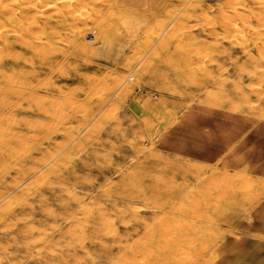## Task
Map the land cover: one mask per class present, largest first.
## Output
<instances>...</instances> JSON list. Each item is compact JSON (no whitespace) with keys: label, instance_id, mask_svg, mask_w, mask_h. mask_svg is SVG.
<instances>
[{"label":"rangeland","instance_id":"1","mask_svg":"<svg viewBox=\"0 0 264 264\" xmlns=\"http://www.w3.org/2000/svg\"><path fill=\"white\" fill-rule=\"evenodd\" d=\"M54 1L0 0V264H264V0Z\"/></svg>","mask_w":264,"mask_h":264},{"label":"bare ground","instance_id":"2","mask_svg":"<svg viewBox=\"0 0 264 264\" xmlns=\"http://www.w3.org/2000/svg\"><path fill=\"white\" fill-rule=\"evenodd\" d=\"M25 1H27L28 3H30V4H34L35 6H38V4L36 5L35 4V2H37V1H39V3H40V0H25ZM50 1V0H49ZM48 0H47V3L49 2ZM54 0H51V2L50 3H52ZM56 1V0H55ZM54 1V2H55ZM62 1V0H61ZM64 1H66V0H64ZM139 1V0H138ZM41 2H42V0H41ZM63 2V1H62ZM0 3H2V2H0ZM46 3V2H45ZM67 3V2H66ZM239 3H241V2H239ZM244 3V2H243ZM40 5V4H39ZM54 6H56V5H54ZM52 7V6H51ZM70 6H68V8H69ZM78 7V6H77ZM40 8V7H39ZM48 8H50V7H48ZM73 8V7H72ZM79 8V7H78ZM7 9V8H6ZM45 9V8H44ZM59 9V8H58ZM70 10H72V9H70ZM36 11V10H35ZM75 11V10H74ZM73 11V12H74ZM15 12V11H14ZM84 12H86V11H84ZM37 13H39L38 11H37ZM41 13V12H40ZM78 14V13H77ZM227 14V13H226ZM81 15V14H80ZM264 16V15H263ZM230 19V18H229ZM228 19V20H229ZM85 20V19H84ZM93 20V19H92ZM233 20V19H232ZM214 21V20H213ZM262 21V20H261ZM36 22V21H35ZM215 22V21H214ZM222 22V21H221ZM231 22V21H230ZM243 22V21H242ZM226 23H228V22H226ZM232 23H233V21H232ZM264 24V23H263ZM85 25V24H84ZM161 25V24H160ZM39 26V25H38ZM41 26V25H40ZM89 26V25H88ZM224 26H225V24H224ZM193 27V26H192ZM80 28V27H79ZM166 28V27H165ZM189 28V27H188ZM229 28V27H228ZM213 29V28H212ZM231 29V28H230ZM232 29H235V28H232ZM27 31L25 32V33H23L22 35H21V38H20V42L23 44V45H25L27 48H29V49H35V50H38L39 48H40V46L42 45V43H41V41H40V39L42 40V38H38L39 40H38V42H33V39L30 37V33H31V30H28V29H26ZM236 30H238V29H236ZM33 32V31H32ZM228 32V31H227ZM39 33V32H38ZM35 33H33V35H34ZM2 34H0V45H3V46H8V45H10L11 43L9 42V39H8V37L7 36H1ZM37 35V34H36ZM226 35V34H225ZM227 37V36H226ZM228 38V37H227ZM37 40V39H36ZM43 41V40H42ZM180 43H182V42H180ZM21 44V45H22ZM264 50V49H263ZM15 52V51H14ZM8 53V52H7ZM35 53V52H34ZM34 55V54H33ZM16 57V56H15ZM203 57V56H202ZM206 58V57H205ZM15 59V58H14ZM55 59V58H54ZM57 60V59H56ZM200 60V59H199ZM28 61V60H27ZM47 62V61H46ZM153 63V62H152ZM40 71V70H39ZM239 79V78H238ZM16 81V80H15ZM99 81V80H98ZM98 83V82H97ZM96 86V85H95ZM27 87V86H26ZM54 105V104H53ZM46 112V111H45ZM65 114V113H64ZM47 117V116H46ZM92 142V141H91ZM43 178V177H42ZM250 179V178H249ZM244 183V182H243ZM256 193H257V191H256ZM253 194V193H252ZM235 200H236V198H235ZM234 200V201H235ZM255 199H253V200H251V203L250 204H248V206H247V211H246V214L249 216V215H251V213H253V211H254V206H255ZM236 203V202H235ZM239 204H238V206L241 208V205H240V202H238ZM174 205V204H173ZM236 205H237V203H236ZM25 221V220H24ZM164 223V222H163ZM162 223V224H163ZM1 229V228H0ZM166 233H168V232H166ZM251 234V233H250ZM89 236V235H88ZM93 236V235H92ZM26 240V239H25ZM174 240V239H173ZM160 257V256H159ZM200 256H198V257H196L195 258V260H193V264H203L204 263V259L202 260V258H199ZM208 261H206L205 263H207ZM211 262H212V260H211ZM157 263H158V261H157ZM130 264V263H129ZM208 264H209V262H208Z\"/></svg>","mask_w":264,"mask_h":264}]
</instances>
